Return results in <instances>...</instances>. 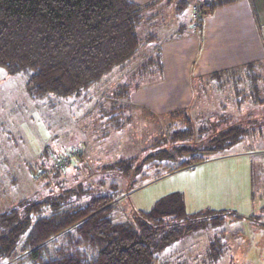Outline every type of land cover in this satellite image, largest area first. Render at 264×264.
<instances>
[{"label":"trees","instance_id":"1","mask_svg":"<svg viewBox=\"0 0 264 264\" xmlns=\"http://www.w3.org/2000/svg\"><path fill=\"white\" fill-rule=\"evenodd\" d=\"M159 1L0 0V68L9 75L24 74L25 91L31 99L79 95L113 68L127 64L142 43L156 39L153 34L143 42L137 28L161 12ZM235 1L204 0L197 4L193 17L196 28L217 7ZM188 4L189 0H176L175 11L183 12ZM184 32L178 29L176 34ZM158 58L161 63V56ZM243 69V75L233 68L215 75H229L226 80H217L233 86L238 104L245 100L264 104V61H248ZM125 91L116 94L123 96ZM121 109L112 106L103 111L105 130L126 125ZM219 113L218 124L213 123L210 131L208 125L196 126L187 111L173 115L181 116L182 126L168 124L150 145L151 153L138 161L142 164L136 165L137 158L131 156L104 168L127 178L140 169L139 174L146 177L150 166L146 161L187 155L171 165L155 160L156 170L150 174L156 179L227 151L247 136L248 126L240 121L231 123V114ZM60 170L53 171L52 177ZM97 182L85 186L79 183L38 199L25 197L2 206L0 264H156L161 252L184 235L243 219L230 209L189 213L182 193L177 191L155 200L149 210L136 211L132 221L116 220L113 201L119 193L117 184L111 181L105 192L101 190L103 180ZM136 184L134 180L129 187ZM223 232L216 231L209 242L206 255L210 261L224 250ZM12 254L18 259L6 263Z\"/></svg>","mask_w":264,"mask_h":264},{"label":"rangeland","instance_id":"2","mask_svg":"<svg viewBox=\"0 0 264 264\" xmlns=\"http://www.w3.org/2000/svg\"><path fill=\"white\" fill-rule=\"evenodd\" d=\"M167 1L160 0L157 6L161 12L137 28L143 42L153 34L156 39L142 43L127 64L113 68L79 95L31 99L25 91V75H9L0 68V208L25 197L38 199L79 183L98 185L101 179L104 183L101 190L105 192L111 181L117 184L119 193L113 201L116 220L132 221L136 211L149 210L155 200L177 191L182 193L189 213L207 208L230 209L246 218L259 212L256 186L255 202L250 201L247 193L250 177L256 181L264 173L255 163L250 168L249 163L250 158L257 160V155L264 153V104L254 105L251 100H245L238 111L233 86L216 77L210 80L209 74L187 82L175 76L167 80L158 56L162 59L163 53L172 51V42L180 38L176 34L178 29L185 31L181 37L196 33L197 40L201 32L197 31L193 17L196 5L203 2L189 0L183 12L177 13L176 0L170 4ZM247 62L233 69L243 75ZM125 89L123 96L116 94ZM112 106L122 107L121 115L127 120L119 130L110 127L105 130L102 113ZM216 109L231 114V123L240 121L248 126L247 136L227 151L212 154L202 163L166 172L156 179L151 175L156 170L155 163L171 165L186 159L187 155L146 161L145 165L150 164L148 168L144 166L149 173L146 177L139 174L140 169L127 178L104 168L114 160L131 156L137 158L136 165L142 164L138 161L151 153L150 145L166 131L168 124L182 126L181 116H172L183 111L188 112L196 126L208 125L210 131L220 113L208 111ZM58 169H61L59 173L52 177V172ZM134 180L137 184L130 188ZM142 182L145 183L139 185ZM229 222L221 228L199 229L177 239L161 252L156 264L252 263L254 253H247L246 249L254 245L255 238L252 235L247 238L246 234L229 237L226 229L231 225L237 227L238 223ZM247 227L245 222L243 228L248 230ZM220 229L224 230L221 234L224 250L215 261H210L206 251ZM228 237L237 239L230 241ZM250 249L254 251L253 246ZM16 255L12 254L6 263H14L18 259Z\"/></svg>","mask_w":264,"mask_h":264},{"label":"crops","instance_id":"3","mask_svg":"<svg viewBox=\"0 0 264 264\" xmlns=\"http://www.w3.org/2000/svg\"><path fill=\"white\" fill-rule=\"evenodd\" d=\"M263 28L264 0H237L217 7L205 17L201 27H197V31L201 32L197 40L196 33H193L190 36H180L172 42V51L169 53L167 50L166 55L163 53L161 59L163 72L167 80L175 76L180 81L187 82L191 81V78L200 80L208 74L210 80L212 77L226 80L229 75L217 76L215 72L234 68L244 61H264ZM240 106L241 104L237 105L238 111ZM208 113L219 112L216 109ZM256 158L257 160L249 159L250 168H253L255 163L259 171L260 169L264 171V153L257 155ZM255 186L259 195L256 201L259 204V212L251 213L248 217H243L245 220L237 221V227L228 224L230 228L226 229V233L229 237H240L246 234L249 238L252 235L255 242L249 247L253 246L254 251L249 248L246 252L254 253L256 264H264V173L260 174L256 181L252 177L249 179L247 194L252 202H255ZM252 215H256L258 220L251 218ZM245 222L248 223V230L243 228ZM253 225L255 227H252ZM251 228H254L256 232H253ZM236 239L229 238L230 241ZM246 257L249 258L248 255ZM254 261L249 264H255Z\"/></svg>","mask_w":264,"mask_h":264},{"label":"built area","instance_id":"4","mask_svg":"<svg viewBox=\"0 0 264 264\" xmlns=\"http://www.w3.org/2000/svg\"><path fill=\"white\" fill-rule=\"evenodd\" d=\"M262 35H263V39H264V28L262 29Z\"/></svg>","mask_w":264,"mask_h":264}]
</instances>
